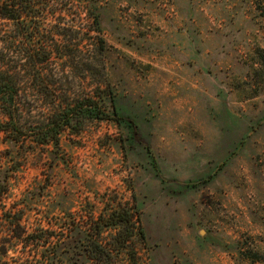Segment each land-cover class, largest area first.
Returning <instances> with one entry per match:
<instances>
[{"label": "rangeland", "instance_id": "374dc122", "mask_svg": "<svg viewBox=\"0 0 264 264\" xmlns=\"http://www.w3.org/2000/svg\"><path fill=\"white\" fill-rule=\"evenodd\" d=\"M87 2L74 0L60 21L84 35L85 51L96 35ZM95 3L106 71L75 85L109 82L121 124L90 122L79 137L64 133L51 159L25 164L0 135V179L21 165L0 197V240L20 211L28 234L128 211L140 221L122 229L125 249L120 229L103 232L112 264H264L259 0ZM52 20L42 17L43 29ZM7 247L9 264H41L44 248Z\"/></svg>", "mask_w": 264, "mask_h": 264}, {"label": "trees", "instance_id": "16d2710c", "mask_svg": "<svg viewBox=\"0 0 264 264\" xmlns=\"http://www.w3.org/2000/svg\"><path fill=\"white\" fill-rule=\"evenodd\" d=\"M73 1L0 0V135L10 145L9 157L17 149L24 164L30 157L51 159L60 149L64 133L79 137L90 122L122 121L109 82L75 85L77 79L98 74L100 66L106 71V48L99 37L97 0L86 3L87 12L94 14L90 16L94 25L90 32L96 33L89 38L90 49L84 50L85 38L80 31L72 25L62 26L63 16L72 13ZM259 4L264 13V0ZM46 15L53 18L48 30L40 22ZM70 77L72 82H68ZM19 166L7 169L5 178L0 179V197L8 192L9 174L20 172ZM138 215L114 211L108 218L91 221L87 228L71 224L73 230L59 220L62 223L50 222L49 229L31 234L21 223L22 211L7 215L10 238L0 240V264H9L3 258L12 240L20 241L24 249L44 248L41 264H112V250L107 248L103 232L120 229L115 239L119 248L125 249L128 239H122V229L130 223L135 228V220L140 221ZM137 229L143 237L141 228Z\"/></svg>", "mask_w": 264, "mask_h": 264}]
</instances>
